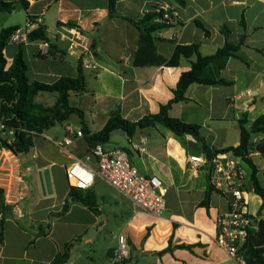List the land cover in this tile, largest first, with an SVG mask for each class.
<instances>
[{"label": "crops", "instance_id": "obj_1", "mask_svg": "<svg viewBox=\"0 0 264 264\" xmlns=\"http://www.w3.org/2000/svg\"><path fill=\"white\" fill-rule=\"evenodd\" d=\"M1 1L15 2L10 14L23 10L26 20L25 26L8 21L0 31L15 26L24 29L31 21L29 33L44 27L50 36L49 42L10 40L4 50L8 66L22 49L29 80L51 84L61 77L76 78L81 63L86 90L70 93L69 102L83 111L84 120L73 115L68 121L82 129L85 126L91 135L104 128L115 110L130 121L157 114L161 105L173 99L181 74L196 61L195 55L180 56L177 66H168L176 47L198 45L203 57L212 56L225 44L223 26L234 43L245 35L237 56L230 57L220 72L232 85L193 84L186 92L188 100L173 104L170 115L199 125L213 149L237 147L240 121L246 119L250 128L264 116V0H184L185 5L175 0H116L122 17L113 18L109 17L108 0ZM152 2L170 9L175 21L172 27L152 33L149 42L125 18L141 20ZM91 43L95 51L89 59L97 64L96 70L85 68L81 58ZM52 45L57 47L55 55H50ZM36 100L52 106L56 97L40 93ZM65 136L64 124H57L39 136L27 157L17 159L0 141V178L11 177L4 170L14 171L19 161L28 169L20 198L3 196L0 264H50L65 253L68 244L71 256L67 264H239L216 242V221L229 209V194L211 192L208 205L202 206L213 173L208 174V163L192 167L190 157L204 154L201 146L191 136H178L160 124L138 129L132 137L126 135V146L108 142L103 146L126 149L142 174L160 178L167 201L162 216L134 208L126 196L97 177L83 193L94 197L98 213L73 202L67 213L52 219L48 232L40 231L50 215L60 212L66 203L70 192L66 168L94 147L84 136L64 151L58 143ZM252 140L249 158L264 187V156L255 148L264 134H254ZM90 164L97 166L95 160ZM241 165L248 212L262 221L264 202L252 186V169L243 161ZM44 170L49 173L51 192L43 183ZM122 233L128 238L131 254L119 262L114 253ZM183 245L191 249L180 248Z\"/></svg>", "mask_w": 264, "mask_h": 264}, {"label": "trees", "instance_id": "obj_2", "mask_svg": "<svg viewBox=\"0 0 264 264\" xmlns=\"http://www.w3.org/2000/svg\"><path fill=\"white\" fill-rule=\"evenodd\" d=\"M180 5H185L184 0H175ZM160 2H152L147 5L144 16L139 21L125 18L135 26L144 35L149 42L152 41L151 34L166 28L172 27L175 16L167 23H157L155 19L163 16V10L156 12ZM27 6V5H25ZM15 9V2H4L0 0V11L10 13ZM109 17H122L116 9V0H108ZM173 13L172 11H170ZM199 26L202 25L198 22ZM241 25L245 27L244 16L241 18ZM68 26H72L69 24ZM20 27H9L0 31V124L2 131L0 141L12 153L19 157H27L31 150L36 146L39 136L57 124H63L73 115H77L83 122L84 113L82 110L73 107L69 102L70 93L84 92L86 90V78L83 74L81 63L79 65V74L76 78L61 77L56 82L48 84L38 80L30 81L27 76L28 66L24 58L22 49L15 55L11 64L4 55V50L9 44L10 38ZM226 41L214 55L203 57L199 52L198 45L177 46L172 59L167 63L168 66H177L180 56H196V61L191 63V68L181 74L176 89L173 91V99L165 105L160 106L157 114H148L138 121H130L121 116L119 110H115L104 128L92 135L85 126L83 132L91 145L105 144L109 142L110 136L114 131L121 130L127 136L132 137L138 129L155 127L157 124L163 125L178 136H191L201 146L204 155L210 164L211 159L221 153L233 151L252 169V186L255 193L261 197L264 202V187L257 180V168L249 158L254 148L252 137L254 134H264V116L258 118L250 128L246 126L247 120L243 119L239 123L240 143L237 147H227L223 149H213L210 147L201 133V128L197 124H191L174 118L170 115L173 104L187 101L186 92L189 86L193 84H203L207 86H229L232 82L226 81L220 77V72L226 67L230 57H236L237 52L245 42V35H241L237 43H234L230 37V31L226 27L221 28ZM28 42H49L50 36L44 27H39L27 35ZM90 50L95 51V45L90 44ZM57 47L51 46L50 55H55ZM47 55H42L46 57ZM40 93H48L56 97L52 106H46L37 102L36 98ZM12 131V135L9 132ZM255 148L264 156V140L255 146ZM211 169L208 170L210 174ZM210 177V176H209ZM224 192L217 189L209 179L207 195L202 206H207L211 192ZM79 203L90 210L98 213L94 197L85 195L83 190H77L70 187L68 198L62 210L50 215L49 222L45 228L39 227V230L46 233L51 229L52 219L62 216L68 212L70 205ZM0 208L5 210L3 191L0 189ZM70 244L66 246L64 254L56 256L50 264H67L70 259ZM180 248L191 249V246H180ZM246 250L247 264H264V219L259 222V229L252 234L243 245ZM168 248L167 250H169Z\"/></svg>", "mask_w": 264, "mask_h": 264}, {"label": "built area", "instance_id": "obj_3", "mask_svg": "<svg viewBox=\"0 0 264 264\" xmlns=\"http://www.w3.org/2000/svg\"><path fill=\"white\" fill-rule=\"evenodd\" d=\"M163 10V16L157 17V23L165 24L171 20L173 13L164 5H158L156 12ZM29 21L24 29H18L10 38L11 41L25 43L29 29L32 26ZM44 46L47 48L48 44ZM90 47V46H89ZM71 48V45H70ZM69 52V50H68ZM90 48L82 53V63L85 68L96 70L97 64L90 62L92 56ZM66 136L58 143L59 147L68 151L69 146L76 139L84 138L83 129L75 123L66 121L63 123ZM12 131L9 132L12 135ZM11 151V150H10ZM12 153V151H11ZM13 158L18 156L11 154ZM96 161V168L91 162ZM192 167L208 163L204 154L190 157ZM242 159L233 151L214 156L210 161V169L213 173L212 184L229 194V209L220 215L216 221L217 244L237 263L247 264L246 250L243 245L259 229L260 220L248 212L247 203L242 189L245 181V172L241 165ZM14 171L7 172L11 177L0 178V189L3 196H15L18 199L27 185V168H23L21 162L16 163ZM16 172V173H15ZM4 173V172H3ZM97 177L102 178L116 191L126 196L133 207L153 216H162L167 209L163 183L157 176H146L131 163L129 152L120 147L105 149L102 144H96L82 159L75 160L66 168V179L69 187L77 190H87L95 182ZM23 188V189H22ZM131 248L125 234L118 237V247L114 253V259L119 262L130 258Z\"/></svg>", "mask_w": 264, "mask_h": 264}, {"label": "rangeland", "instance_id": "obj_4", "mask_svg": "<svg viewBox=\"0 0 264 264\" xmlns=\"http://www.w3.org/2000/svg\"><path fill=\"white\" fill-rule=\"evenodd\" d=\"M0 15H1L0 16V28L2 25L8 26V25H6V22H8V21H12V22H16V23L21 22L20 23L21 26H25L26 17H25L23 10H19L18 12H15L12 15L10 13H7V12H1ZM8 51H9V47H8ZM6 53H7V50H6ZM29 74H31V73L29 72ZM112 143L121 144V145L126 146L127 145L126 134L121 130H117L116 132L113 133V136H111L110 141L107 144H112Z\"/></svg>", "mask_w": 264, "mask_h": 264}, {"label": "water", "instance_id": "obj_5", "mask_svg": "<svg viewBox=\"0 0 264 264\" xmlns=\"http://www.w3.org/2000/svg\"><path fill=\"white\" fill-rule=\"evenodd\" d=\"M43 175H44L43 183H44L47 191L51 192V182H50L48 170H44Z\"/></svg>", "mask_w": 264, "mask_h": 264}]
</instances>
